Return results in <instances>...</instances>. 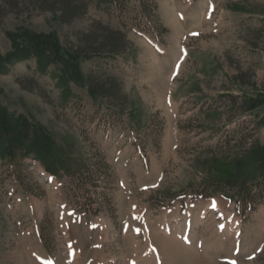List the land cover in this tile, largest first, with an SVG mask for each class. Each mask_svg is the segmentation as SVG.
Segmentation results:
<instances>
[{"label": "rangeland", "instance_id": "374dc122", "mask_svg": "<svg viewBox=\"0 0 264 264\" xmlns=\"http://www.w3.org/2000/svg\"><path fill=\"white\" fill-rule=\"evenodd\" d=\"M56 1L0 0L80 57L0 62V264H264V0Z\"/></svg>", "mask_w": 264, "mask_h": 264}, {"label": "trees", "instance_id": "16d2710c", "mask_svg": "<svg viewBox=\"0 0 264 264\" xmlns=\"http://www.w3.org/2000/svg\"><path fill=\"white\" fill-rule=\"evenodd\" d=\"M118 2L119 0H99L100 5L105 4L108 6L113 4L117 5ZM56 4L62 6L67 13V6L69 4L68 0H58V2L56 1ZM106 29L109 30L108 28ZM106 29V37H108L109 40L112 39L113 41V45L110 50L113 52H118L125 41L124 34L119 30L110 32L106 31ZM8 36L12 41L13 51L8 56L0 58V62L2 64H7L8 62L13 63V61H25L26 59H30L32 57H37L39 63H48L51 61V58H62L61 60L66 59L74 73H77L78 77L80 76L79 69H77L75 66L79 63L80 57H68L69 54L66 53V51L61 47L54 34L38 35L30 32L29 30L20 29L17 33H8ZM0 124L6 132H9L15 127H19L21 130H24L27 127L26 123H22L19 121V119L11 120L7 113L0 114ZM257 126L264 127V117L260 119ZM23 135L26 136L25 133H23ZM37 142H39L41 145L37 147L38 149L36 153L40 155L41 158L51 152V144H49V139L46 136L40 137ZM43 146H45V149H42ZM262 180L263 182H258L253 185L255 186V191L249 189V186L247 185L239 187L237 189V195L239 196L238 199L246 202L248 201V198L252 200L256 195L260 193L264 194V177Z\"/></svg>", "mask_w": 264, "mask_h": 264}, {"label": "bare ground", "instance_id": "6f19581e", "mask_svg": "<svg viewBox=\"0 0 264 264\" xmlns=\"http://www.w3.org/2000/svg\"><path fill=\"white\" fill-rule=\"evenodd\" d=\"M176 20V19H175Z\"/></svg>", "mask_w": 264, "mask_h": 264}]
</instances>
